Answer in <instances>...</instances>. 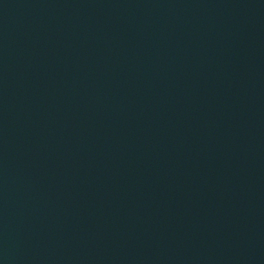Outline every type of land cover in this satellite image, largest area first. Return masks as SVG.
Returning <instances> with one entry per match:
<instances>
[{"label":"water","instance_id":"1","mask_svg":"<svg viewBox=\"0 0 264 264\" xmlns=\"http://www.w3.org/2000/svg\"><path fill=\"white\" fill-rule=\"evenodd\" d=\"M0 264H264V0H0Z\"/></svg>","mask_w":264,"mask_h":264}]
</instances>
